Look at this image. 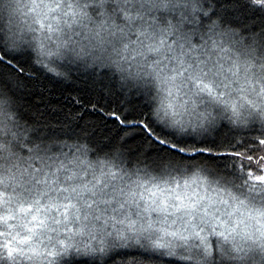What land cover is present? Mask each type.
Segmentation results:
<instances>
[{
    "label": "snow or ice",
    "instance_id": "1",
    "mask_svg": "<svg viewBox=\"0 0 264 264\" xmlns=\"http://www.w3.org/2000/svg\"><path fill=\"white\" fill-rule=\"evenodd\" d=\"M0 264H264V0H0Z\"/></svg>",
    "mask_w": 264,
    "mask_h": 264
}]
</instances>
